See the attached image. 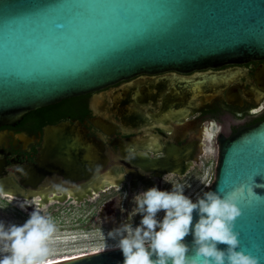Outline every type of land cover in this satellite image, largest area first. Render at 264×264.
<instances>
[{
    "label": "water",
    "instance_id": "1",
    "mask_svg": "<svg viewBox=\"0 0 264 264\" xmlns=\"http://www.w3.org/2000/svg\"><path fill=\"white\" fill-rule=\"evenodd\" d=\"M5 2L0 0V13ZM7 2L12 8L10 16L0 19V126L15 125L27 113L101 92L141 74L264 59L259 39L264 34V0H158L169 5L164 14L133 12L75 30L63 14L42 15L33 7L52 0ZM61 24L64 27H59ZM7 28L15 35L11 54L5 51L3 31ZM133 41L135 46L127 47ZM112 46L124 49L120 58H129L126 66L91 77L85 86L46 90L50 82L44 74L54 66L87 61ZM129 92L127 85L121 92L112 95L107 91L103 97L107 103L109 99L117 103ZM92 122L107 132L114 129L113 123L101 118ZM122 154L134 157L133 165L156 178L162 179L169 172L186 173L180 154L160 160L131 156L123 149ZM115 159L107 153L105 143L90 136L81 122L49 124L43 129L35 161L21 167L20 183L25 188L14 191L26 195V190L31 194L51 188L65 199L67 188L75 193L83 188L84 197L78 193L68 198L83 202L104 187L120 189L128 183L135 190L140 183L145 187L156 185L152 177L140 171L127 170L130 179L124 173L117 176ZM242 185L262 200L249 194L241 201L243 214L237 218L235 230L240 233L241 247L261 256L264 264V187L260 186L264 185V120L222 140L215 178L205 191L227 194ZM185 241L191 244L192 236ZM123 260L121 250L110 248L51 264H123Z\"/></svg>",
    "mask_w": 264,
    "mask_h": 264
},
{
    "label": "flooded vegetation",
    "instance_id": "2",
    "mask_svg": "<svg viewBox=\"0 0 264 264\" xmlns=\"http://www.w3.org/2000/svg\"><path fill=\"white\" fill-rule=\"evenodd\" d=\"M126 84L130 89L126 99L105 101L104 93L121 92ZM75 98L67 106L65 120L81 122L90 136L105 143L107 153L116 158L113 169L117 176L124 173L130 179L127 170L140 171L123 157V149L131 156L142 155L150 160L180 154L186 173L166 175L185 177L213 152L211 149L218 151L222 140L264 120V59L145 73ZM34 112L15 125L0 126V189L13 192L10 189L25 188L20 183V170L14 166L35 161L43 129L52 124H43L47 119ZM96 118L113 123L114 129L105 131L92 122ZM144 172L155 180V186L160 185L163 178ZM124 185L131 190L128 183ZM140 187L147 190L153 186L140 183ZM2 194L13 195L0 190Z\"/></svg>",
    "mask_w": 264,
    "mask_h": 264
},
{
    "label": "clouds",
    "instance_id": "3",
    "mask_svg": "<svg viewBox=\"0 0 264 264\" xmlns=\"http://www.w3.org/2000/svg\"><path fill=\"white\" fill-rule=\"evenodd\" d=\"M14 167L21 170L19 165ZM163 181L172 185L170 190L153 186L134 194L127 218L106 234L115 241L109 248L121 250L123 264H262L261 256L241 247L235 230L243 214L241 201L249 194L262 200L252 189L246 192L242 185L227 194L207 190L193 199L184 184L167 175ZM30 205L34 208L22 225L0 220V264H51L56 224L39 200L18 202L22 210ZM137 214L141 219L135 224ZM189 235L191 244L185 241Z\"/></svg>",
    "mask_w": 264,
    "mask_h": 264
},
{
    "label": "rangeland",
    "instance_id": "4",
    "mask_svg": "<svg viewBox=\"0 0 264 264\" xmlns=\"http://www.w3.org/2000/svg\"><path fill=\"white\" fill-rule=\"evenodd\" d=\"M211 150L213 152L207 155L190 174L179 178L169 176L173 182L184 184L186 194L191 195L193 199L198 193L202 194L215 178L218 151ZM159 187L162 190H170L172 185L161 180ZM118 188L105 189L80 203L75 199H68L65 202L51 200L49 203H42L45 214L51 216L57 227L51 241V247L56 254L50 259L73 257L115 243L107 238V232L118 227L127 218L134 207L133 195L144 190L142 187L129 190L125 185L123 188ZM125 193H128L126 199ZM13 197L15 196L3 194L0 196V220L22 225L28 219L34 205L22 210L18 202L24 201L23 199L33 202L41 200L39 196L31 198L19 196V200ZM160 215L162 216L163 213ZM140 219V215L137 214L134 217V223L138 224Z\"/></svg>",
    "mask_w": 264,
    "mask_h": 264
},
{
    "label": "snow or ice",
    "instance_id": "5",
    "mask_svg": "<svg viewBox=\"0 0 264 264\" xmlns=\"http://www.w3.org/2000/svg\"><path fill=\"white\" fill-rule=\"evenodd\" d=\"M33 7L42 15L63 14L68 18V23L73 26V30L85 25L99 24L109 17L133 12L164 14L169 10V5L160 3L158 0H52L49 4L36 3ZM11 11V4L6 0L3 4V11L0 13V19L7 20ZM59 27H64V25L61 24ZM3 35L6 54H11L15 50V35L10 28L3 31ZM259 39L261 46L264 47V34H261ZM134 46L133 41L127 47ZM123 51L122 48L112 46L90 57L87 61L68 64L64 67L54 66L44 74L50 82L46 90L85 86L91 82V77L98 76L114 67L126 66L129 58H120Z\"/></svg>",
    "mask_w": 264,
    "mask_h": 264
},
{
    "label": "bare ground",
    "instance_id": "6",
    "mask_svg": "<svg viewBox=\"0 0 264 264\" xmlns=\"http://www.w3.org/2000/svg\"><path fill=\"white\" fill-rule=\"evenodd\" d=\"M49 184H50V183H49ZM109 186H111V185H109ZM46 187H48V186H46ZM5 189H7V190H5ZM105 189H107V188H106V187L101 188L100 191H96V192H94L93 195H88V198L93 197V196L95 195V193L99 194L100 192L104 191ZM0 190L6 192V193H8V194H13V195H15V197H13V198H18V200H19V196L22 197V198H23V197L31 198V197L39 196V197H40V200H41V201H40L41 204H42V203H49L51 200H56V201H59V202H65L66 200H68V198L71 197V195H76V196H77L78 193H79L80 195H82V197H84V195H85V192L83 191V188H81V189H77L78 193H75V191H74L73 189H71V188H67V189H66L67 192H66V197H65V199H64V197H62L61 194L58 193L57 190H52L51 188H45L44 190H40V191H38V193L36 192V193L28 194V195H23V194H21V193H16V192L14 191V189H10V190L13 191V192H11V191H9V188H1ZM18 195H19V196H18ZM21 200H22V199H21ZM23 200H25V199H23ZM76 201H77L78 203H80L78 200H76ZM109 247H110V246L103 247V248H98V249H95V250L90 251V252L85 253V254H89V253H93V252H98V251H102V250L110 249ZM85 254H80V255H77V256H81V255H85ZM77 256H73V257H77ZM73 257H68V256H67V257H60V258L58 257V258H56V259H50V260H51V263H52V262H56V261H61V260H65V259L73 258Z\"/></svg>",
    "mask_w": 264,
    "mask_h": 264
},
{
    "label": "trees",
    "instance_id": "7",
    "mask_svg": "<svg viewBox=\"0 0 264 264\" xmlns=\"http://www.w3.org/2000/svg\"><path fill=\"white\" fill-rule=\"evenodd\" d=\"M76 98H71L64 100L58 104L51 105L34 112V115L37 117H45L47 120L43 123H52L55 124L60 121H64L66 117V110L69 103Z\"/></svg>",
    "mask_w": 264,
    "mask_h": 264
}]
</instances>
